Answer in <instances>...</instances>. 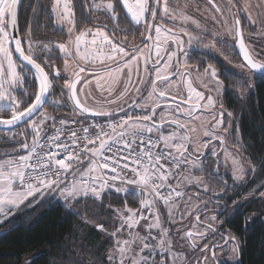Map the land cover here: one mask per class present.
Returning a JSON list of instances; mask_svg holds the SVG:
<instances>
[{"label": "snow or ice", "instance_id": "1", "mask_svg": "<svg viewBox=\"0 0 264 264\" xmlns=\"http://www.w3.org/2000/svg\"><path fill=\"white\" fill-rule=\"evenodd\" d=\"M18 3L19 0H0V126H3L6 131H11L21 124L27 126L25 131L20 133L25 137V142L19 144L26 154L18 156L17 159L0 161V216H3V219H0V225L10 222L26 202H29L30 206L31 201H35L37 196L44 198L46 194L59 193L65 204L72 208L74 207L72 202L77 201L78 197H92L102 201L103 195L110 189H114L117 193L127 194L129 189L119 185H135L136 190L144 197L141 200V209H148L156 217L154 222L148 224V228L160 229V242L158 245L151 243L156 237L151 236L150 231L148 236L144 237L132 232H129V239L117 237V233L123 229V223L127 224L128 229H134L140 220L148 219L142 211L140 215H137L139 210L125 204L124 210L128 215L124 216V213L118 209L123 223L121 228L110 233L112 237L116 238V245L110 252L108 261L109 264H129L131 257V264H149V256L155 253L156 247L165 251L170 250L171 247V242L166 239L168 229L162 227L159 216L153 211L156 202L162 200L165 205L174 206L173 198H181L184 195V192L177 190L180 185L173 187L169 183L170 179L176 175L172 169L179 168L184 164L200 168L199 158L194 160L193 153L189 151L188 147L192 141L186 133L194 131V129H186V125L175 115L166 122L164 111L184 112L187 116L193 117L198 109L209 108L214 104L212 95L209 94L205 97L190 83L187 100L181 97V103L177 104L176 97L173 96L171 103H168L169 97L165 86L169 83V75L172 74L170 70L173 67L171 61L176 53L166 50L167 60L162 63L161 45H168L170 49L169 41H171V44L176 45L178 52H184V41L176 35L173 29H165L163 25L156 23L157 20L165 18L175 21L176 16L174 10L170 8L169 0H50L52 15L57 18L58 23L69 25V34H73L81 22L92 23V19L86 14L92 10L102 13L109 21V23H104L97 17L98 26L94 29L80 31L75 35L74 41L69 39L67 45L63 42L55 44V49H58L65 58L64 70L68 71L71 67L70 60L75 61L79 58L81 61L92 64L99 60L104 65L105 75L101 76L96 73V85L98 90L103 93L106 90L104 84H108L109 97L113 95V86L123 76L127 77L124 90L114 99L107 100L108 104H116L117 111L122 113L116 118V113L110 109L105 110L102 106L97 108L81 103L77 84L81 80L85 84H90V81L86 76H81V73H87L86 67L77 65L79 70L73 73L75 79L69 78L64 84V88L69 90V99L73 102L74 112L81 115L90 113L95 117H106L107 120L103 123L82 126V135L78 130L71 129L67 138L63 140L61 137L65 135L69 122L60 119L58 124L61 127H57L56 118L50 117L42 111L48 103L61 104L60 99L49 101V97L54 95L53 90L56 85L54 78H50L51 74L46 71V68L53 67L54 48L51 42L34 41L31 25H29L27 35L19 34ZM208 4L218 13L223 14L226 10L214 3V0H208ZM78 6L82 9L79 17L76 11ZM231 6L239 7V4L238 2L234 3V0H228L226 8L229 12ZM256 7H264V5ZM243 10L249 11L247 6ZM181 18L185 21L191 19L182 12ZM248 18L253 23L256 22L251 15ZM124 22H128L130 27L132 24L144 25L148 32L147 36L141 34L144 48L133 46L129 51L126 47V40H117L115 34L110 35L109 24L115 23L118 26ZM192 22L196 23L195 20ZM153 29L155 38L152 35ZM111 31L114 33L115 29ZM182 31L189 37V45L193 41L200 42L199 37H193L186 29H182ZM230 34H234L235 44L239 47L243 57V63L239 67L247 68L254 76L259 74L264 78V59L259 58L255 54V50L246 44L239 18L234 20V28L230 29ZM86 36H91V39L86 41L84 39ZM215 38L214 34L213 39ZM153 40L154 44L148 43ZM73 43L75 44V56H73L70 47ZM221 43L225 47L230 46L227 41H221ZM209 46L214 47V45H206V47ZM153 47L156 56L154 62L152 59ZM144 49H148V55H145ZM42 56L44 59H41ZM141 63H143V71L148 73L146 77L141 76ZM153 71L155 77L151 78ZM134 72L136 74L135 81L132 79ZM176 74L185 75L179 72ZM204 75L210 77L204 85L209 92H219L223 88V82L219 80L217 69L213 65L209 64L204 69ZM59 76L60 72L56 71L55 77ZM149 81L151 91L145 98L142 86H146ZM212 84L215 85L214 88L209 87ZM244 84L247 85L249 91L253 87V84L247 81ZM244 84L240 87L243 88ZM133 88L135 89L134 94H132ZM63 94L62 88L61 96ZM191 100H195L196 103L184 109L182 105L188 104ZM201 101H206V103L202 104ZM162 105H166V108H161ZM221 108H223L222 105ZM157 109H161L159 121H157ZM227 115L231 117L232 113L229 112ZM213 118L216 119L215 116ZM224 119V112L220 111L216 124L223 126ZM49 121L52 122L51 125H49ZM71 123H76V121ZM173 125H175V129L165 135L163 128L165 126L172 128ZM50 126L55 129L54 134L51 135L48 134ZM230 127L229 124V127L224 131L229 133ZM28 129H31L32 133L31 143L27 142ZM180 129H185V134H180ZM238 131L239 129H237ZM153 134L158 135L154 137ZM204 135L211 136L213 140L219 139L221 146L226 143L225 137L217 136L215 131H205ZM13 138H15V134ZM161 142H163V149L159 147ZM210 143L211 141L205 143L204 147H208ZM61 154H63V158H58ZM203 155L204 153L201 152L200 156ZM212 155L217 156L215 148L212 150ZM83 160H90L89 167L80 173L79 179H77L79 171L77 168L72 173L73 180L66 182V174L69 169L73 168L74 163L82 164ZM233 165L234 179L242 180L244 168L239 167L235 160H233ZM206 174L209 179H219L221 175L218 169L213 173ZM193 181L197 186L203 184L201 177H193L189 183ZM203 186L205 191H208V186ZM224 188L226 191V183ZM261 195L264 196V193ZM217 207L222 211L227 207V203L218 204ZM198 211L199 209H197ZM238 212L239 203L234 202L232 213ZM75 214L79 215V212ZM170 218L175 220V217L171 216V211ZM217 218L218 216H212L210 220L215 221ZM180 219L183 220L184 216L181 215ZM196 219L197 222H204L199 215ZM247 222L246 220L245 223L247 224ZM97 227L104 230L102 225H97ZM11 230L8 229V231ZM208 230L214 231L211 224H209ZM186 237L188 239H204L205 232L197 231L194 237L193 232L189 231L186 233ZM222 239L225 247L230 241L233 243L234 254L239 251L238 238L232 233H228ZM137 241L142 245L139 247V252H136L134 248ZM208 247L209 245L205 244L201 252ZM141 253H146V255H141ZM41 254L40 252L33 253L26 264H36ZM152 264H155V261H152ZM165 264H167L166 261ZM204 264H207V257H204Z\"/></svg>", "mask_w": 264, "mask_h": 264}, {"label": "trees", "instance_id": "2", "mask_svg": "<svg viewBox=\"0 0 264 264\" xmlns=\"http://www.w3.org/2000/svg\"><path fill=\"white\" fill-rule=\"evenodd\" d=\"M81 10L78 6L76 9L78 17ZM86 14L92 19V23L81 22L76 30L98 26L97 17L100 21L109 23L104 15L96 10ZM126 23L128 22L120 23L118 26L109 24L110 35L115 34L117 40L126 39L128 43L126 46L131 48L132 44L138 43L140 39H134L139 35L138 31H135L133 43L129 40L131 32L125 29ZM29 25L32 27L34 41L51 42L54 48L53 67L46 70L52 74L56 71L60 72L59 77H54L56 87L49 101L60 99L61 104H46L49 105L48 110L52 114L50 116L55 117L57 122L60 119L68 121L70 106L64 96H61L63 88L68 97V92L63 87V80L66 77L62 69V58L54 47L57 42L65 40L66 33L51 13L50 0H22L18 12L19 34L27 35ZM121 27L126 31H122ZM112 29H115L114 33ZM41 59L44 57L42 56ZM187 59L200 68L212 63L205 53L197 51L190 54ZM219 76L224 85L221 97L223 108L226 114L232 113L234 127L239 129L242 156L251 167L255 168V175L247 184L233 185L225 180L228 185L227 190L230 192L226 202L227 218L222 217V225L238 238L239 251L236 253V264H264V209L259 197H256L259 190L264 187V78L259 74L254 76L252 73L251 81H248L244 74H234L226 69H221ZM245 81L253 84L250 91L244 84ZM242 84H244L243 88L240 87ZM81 117L89 116L82 114ZM48 123L51 125L52 122ZM23 126L25 125L11 131H0V158L7 156L11 151L14 154L26 153L19 147L20 143L25 142L22 135L18 136V131ZM14 134L15 138H13ZM88 166V160H83L80 165L74 163L69 171L73 173L77 168L80 171ZM205 170L213 173L211 167H205ZM206 176L209 179V176ZM210 180L217 184L212 190L214 194L222 190L223 187L218 179ZM236 200L239 201V212L232 213L233 203ZM72 203L74 207L69 208L60 200L48 197L39 205L29 208L26 202L10 222L0 225V264H26L32 254L38 252L42 254L36 264H109L108 256L114 242L110 233L120 228L122 221L117 210L123 212L124 216L128 215L124 210L125 204L138 210L139 195L134 190H129L126 194L110 189L103 195L102 201L81 196ZM159 211L161 217H164L165 211L162 206ZM77 212L79 215L75 214ZM254 214L257 216H253ZM97 225H102L104 230L98 229ZM8 229L12 230L8 231ZM155 264H157L156 258Z\"/></svg>", "mask_w": 264, "mask_h": 264}, {"label": "rangeland", "instance_id": "3", "mask_svg": "<svg viewBox=\"0 0 264 264\" xmlns=\"http://www.w3.org/2000/svg\"><path fill=\"white\" fill-rule=\"evenodd\" d=\"M170 1L171 0H169V2ZM172 2L178 3V5L179 4L181 5L180 9L177 10V13H178L176 17L177 22L184 24V26L186 24H190L191 23L190 20H193V18H191L188 21H185L181 18V12L187 16H189L190 14L189 12H192L193 16L195 17V21L198 19L199 21H202V23L205 26L208 27L207 31L209 30V34H212V35L215 34L216 39H219L217 38L218 35H222L224 36V38L221 40L228 41V37H225L226 35H229V31H228L229 27H228V23L226 20V14L231 13V11H233L232 6L230 7V12L227 10V8H225L226 10L223 12V14L222 13L216 14L215 12H213L214 14H211L210 16H208L204 5L196 6L198 2L197 3L190 2V0H172ZM190 4L192 5L188 6ZM238 4L240 6V13L244 16V27L246 29L245 42L251 49L255 50V54L259 58L264 59V7H256L257 5H264V0H238ZM246 6L248 7L249 11L243 10ZM100 14L103 15L102 13ZM197 14L199 16H197ZM249 15H251L256 20L255 23H253L252 20H249L248 18ZM213 17H215V19H213ZM55 19L57 22L56 17ZM57 24L62 26L64 31L66 32L67 38L65 42H63L66 45L70 38L74 41L75 35L79 34V32L82 31V30L75 29V32L73 34H69L68 32L69 25L67 24L62 25L58 22ZM126 25L127 26L125 27V29L130 30L131 32L130 34H133L135 31L140 32V29H142V27L144 26V25L136 26L132 24L130 27L129 23H126ZM227 27L228 29H224ZM121 28L124 29L123 27ZM88 29H91V28H88ZM125 31L126 30H124V32ZM152 35L155 38L154 29L152 30ZM162 37H163V33H162ZM84 39L88 41L91 39V36H86ZM123 40H126V39H123ZM154 42L155 41L153 40L152 44H154ZM230 42H232L231 39L228 41V43ZM169 44L171 45L170 49L168 45H161V57H163L162 63L167 60V57L165 55L166 50H170L173 53H176L175 55H173L172 61H171V64L173 65V67L171 68L170 71L172 74L169 75V83L165 86L166 93L169 97L168 103H171V98L173 96L176 97L177 104L181 103V97L184 100H187L189 97L188 85L190 83L193 88L203 93L205 97H207L209 94L212 95L214 99V104L213 106L209 108L198 109L196 113H194L193 117L187 116L186 113L184 112L172 113V112L165 110L164 119L168 121L170 117L175 115L176 118H178L182 123L186 125V129H189V130L194 129V131H187L186 133L189 136L190 140L192 141V143H190L188 147H189V151L193 153V158L199 157L205 143L209 141H211L212 143H210L209 145L210 147L207 150V155H209L210 157L213 156L212 155L213 148H215V150L217 151L216 143L218 141H219L218 143H220V140L215 139V140H218L217 142H215V140L211 139V136L204 135L205 131H208V132L215 131L217 136H224L226 139V143L224 146H221V150L220 152H218V166L219 167L218 168L214 167V168L216 170L218 169L221 175L224 176L229 181V183H232L233 185H242L243 183H246V184L249 183L252 177H254L255 172L253 171V167H251V165L247 163L246 158L244 159V157L242 156V153H241L242 145H241L239 133L237 132V128L234 127L233 120L231 119V117H229L226 114V111L224 110V108H221V105H222L221 97H222L224 86L219 92H216V91L209 92L208 88L204 86L205 83H207V81L210 79V77L204 75V69L208 67L209 64L203 69L202 68L199 69L197 65L190 64L188 60L186 59L187 51L195 48L201 52H209V50H211L213 47L211 46L206 47V45H213V43L211 44L204 43L202 45H195L193 43L189 45L188 43H184L183 53H180L177 51L175 44H171L170 41H169ZM219 46L224 47V44L220 43ZM70 47H71L73 56H75V44L73 43ZM126 47L129 51H131V48H128V46ZM140 48H144V45L140 46ZM57 51H58L59 56L62 58V69L66 77L63 80V87H64L66 80H68L69 78L75 79V76L73 75V73L74 71L79 70L77 65H83L84 67H86L88 71L87 73H81V76L82 77L86 76V78L90 81V84H85L83 80H81V82L77 84L78 97L81 103L91 106V107H97V108L102 106L105 110L110 109L114 113H116V117L119 114L122 115V113H119L117 111L116 104H108L107 100L114 99L116 96L119 95L120 92L124 90V87L127 83L126 76H123L122 79L113 86V95L109 97V94L107 91L108 84H104V88L106 90L103 93H101V91L98 90L97 85H96V80H95L96 73H99L101 76L105 75L104 65H102L99 62V60H97L95 64L86 63L84 61L79 60V58H77L75 61L70 60L71 67L68 69V71H65L64 70L65 58L62 56V54H60L58 49ZM144 53L145 55H148V49H144ZM152 59H153V62L156 59L154 47L152 49ZM211 65H213L217 69L218 78L220 81H222L219 76V71H220L219 67L215 64H211ZM223 66H225V68L227 67V65H223ZM240 71L242 74L246 76L248 81H251L250 78L252 77V73H247L245 69H241ZM177 72L185 74V75H177L176 74ZM141 76L142 77L148 76V73H145L143 71V63H141ZM154 77H155V72L153 71L151 73V78H154ZM132 79L133 81L136 80L135 72L133 73ZM142 87H144L143 96L147 98L148 92L151 91L150 81L146 86H142ZM209 87L214 88L215 85L212 84ZM66 90L67 92L69 91L68 89ZM134 93H135V89L133 88L132 94ZM63 96L65 99H67V95L65 92ZM117 103H119V101H117ZM195 103H196L195 100H191L189 101L188 104H183L182 107L184 109H187L189 105H194ZM201 103L204 104L206 103V101H201ZM51 105H56V104H51ZM48 106H45L44 109H42V111L46 112L50 116L52 114L49 113L50 111L48 110L49 109ZM161 108H166V105H162ZM220 111L224 112L225 119H224L223 126L216 124V119H219ZM160 114H161V109H157V121H159L160 119ZM214 116L216 119L213 118ZM59 117L61 118V116ZM104 118L106 117H97V119H104ZM229 124L231 125V127L229 130V133H226L224 129L229 127ZM26 128H27L26 125L23 126V128L18 131V136L20 135V133L24 132ZM50 129H51V126L48 129V131ZM174 129H175V125H173L172 128L165 126L163 128V133L167 135L169 132L173 131ZM179 131H180V134H185V129H180ZM153 135L157 136L158 134H153ZM31 136H32L31 129H28V140H27L28 143H31L30 141ZM162 146H163V142H162ZM24 154L26 153L14 154V152L11 151L7 153V156L0 158V161L7 160V159H17L18 156L24 155ZM233 160L237 162V165L239 167L244 168V176L242 180L234 179ZM88 167L77 172V179L80 178V173H83ZM172 171H174L176 175L174 178L170 179L169 183L173 187L180 185V187L177 190L184 192V195L181 198L173 199L172 204L174 206L165 205V203L161 204L162 209L165 211V214H164L165 216L161 217V214L158 215L162 227L168 229V236L166 237V239L171 242L170 250H167L168 255H169V262L170 264H204L203 259L205 255H203L200 252L194 253L193 248L201 246L204 243V241L207 240L208 237L211 235L212 231L208 230L209 227L208 228L201 227V225L195 221L197 215H199V211L201 208V204H200L198 197L208 198L209 191H212L213 189H215L217 184L213 180H210L207 178L206 176L207 170H205V167L201 163H200L199 169H197L196 167H193L191 164H184V165H181L179 168H173ZM208 172L209 171H207V173ZM193 177H201L203 184L200 186H197V184L194 181L192 183H189V180ZM68 178H71L70 181L73 180L72 172L69 173ZM203 185L208 186V191H205ZM194 192L197 194L196 198L194 197ZM261 193H264V187L261 188L259 192L256 194V197H259L260 203L264 209V196H262ZM47 197L58 199L65 206H67L64 200L59 196V193H50V194H46L44 198H40L39 196H37L35 201H31V198H30L31 204L29 206V202H27V207L29 208L35 207L39 205L41 202H43L44 200H46ZM205 201H208V200H205ZM234 202L239 203L238 200ZM197 209H199L198 212H197ZM170 211H171V216H174L175 220L170 218ZM181 215L184 216L183 220L180 219ZM225 215H227V213ZM212 216L214 215L205 214L203 215V217L200 216L201 220L204 221L201 223L208 222L211 224V226H213V228L220 226L222 223V219H219V220L216 219L215 221H211L210 218ZM253 216H257V214H254ZM155 218L156 217L153 214H151L148 217V219L140 220V223L137 224L134 227V229H128L127 224L121 221V225L123 223V229H122L123 232L117 233V237H121L123 239H129V232H132L133 234L138 233L140 237H144V236H148L149 231H150L151 236L156 237V239L154 241H151V243L153 245H158L160 242V229L158 228L149 229L148 228V224L151 222H154ZM0 219H3V216H0ZM189 231L193 232L194 237L197 231L205 232V238L204 239H199V238L188 239L186 237V233ZM149 239H151V237H149ZM113 240L114 242L111 247L112 250H114L115 248L116 238L113 237ZM141 246L142 245H140L139 241H137V245L134 246L135 251L139 252V247ZM232 248H233V244L231 245V250L229 251V254H228V263L236 264V253L235 254L233 253ZM161 250L162 249L160 247H156L155 253L149 256V264H152V261H155V258L158 264H164L163 262L160 261V259L162 260L164 259V258H161V256H159V252ZM188 254H190L189 257H188ZM141 255H146V253H141ZM129 264H131V257L129 258Z\"/></svg>", "mask_w": 264, "mask_h": 264}, {"label": "flooded vegetation", "instance_id": "4", "mask_svg": "<svg viewBox=\"0 0 264 264\" xmlns=\"http://www.w3.org/2000/svg\"><path fill=\"white\" fill-rule=\"evenodd\" d=\"M190 2H195V3L198 2L199 5L196 4V6L204 5L206 13L208 14V16H210L211 14H214L213 12H215L216 14H220V13L216 12L215 9L212 8V6L210 4H208V0H190ZM236 2H238V0H234V3H236ZM214 3L218 4L219 6L222 5L223 8H226V6H228V0H214ZM169 4H170V8H172L174 10V14L177 17V15H178L177 10L180 9L181 5L180 4L178 5V3L172 2V0L169 2ZM191 5L192 4H190L188 6H191ZM232 9H233V11H231V13L226 14V20H227L229 29H228V27L224 28V29H228V31H229V35H226L225 37H228V41L230 39L232 40V42L229 43L230 46L227 48L225 46L224 47L219 46L221 41H222L221 39H223L224 36L218 35L217 38H219V39H216V38L213 39V35L209 34V30L207 31L208 27L205 26L202 23V21H199L197 19L196 23L192 22L193 20H195V17L193 16L192 12H189L190 13L189 16L191 18H193V20H190L191 23L186 24L185 26H184V24L177 22L176 19H175V21H173L172 19H167V18L157 20L156 23L163 25L165 29L172 28L173 31L176 33V35H178L179 38H181L184 41V43H188L189 37L184 34L182 29H186L187 32H189L193 37H199L200 38L199 43H197L196 41H193V44H195V45H202L204 43L205 44L213 43L214 47L211 50H209V52H201L195 48L187 51V58L190 54H192L196 51L200 52V53H205L207 55V58L209 60H212V63H207L204 67H206L208 64H215L219 67L220 70L226 69V70H228L234 74H242L240 71L241 69L239 68V65L242 64L243 62H242L241 58L239 57V54L237 53L235 41H234V34H230V29L234 28V20L236 18H239L241 20V27H242L244 37L246 34L245 33L246 29L244 27V16L240 13V6L239 7L232 6ZM197 16H199V15L197 14ZM53 17L55 19V16H53ZM113 24H115V23H113ZM209 26H210V24H209ZM95 27L96 26L92 27L91 29H93ZM143 27H142V29H140V32H138L139 35L135 36L138 38H134V35L130 34L129 40H132V43H133V38L138 39V40L140 39L138 41V43L136 42V44H132L131 50H132L133 46H139L140 47V46L144 45L142 43V39H143V36L148 35V32L145 30V27H144V29H143ZM141 34H143V36ZM66 38H67V35L65 36V40H66ZM65 40H63V42H65ZM245 40H246V38H245ZM248 40H247V42H248ZM148 43L152 44V41L148 42ZM227 62H229V63H227ZM190 64H192V63H190ZM195 65H197V64H195ZM223 65H227V67L225 68V66H223ZM197 67L199 69H201L198 65H197ZM204 67H202V69ZM245 70L247 73L251 72L247 68H245ZM219 74H220V71H219ZM165 121L167 122V120H165ZM217 141L218 140H215V142H217ZM218 142L216 143L217 144V151H216L217 156L210 157L209 155H207V150L210 147V146H208V147H203V149H202V153H204L203 156L199 155V157L193 158L194 160L196 158H199V162L204 167H207V168L211 167L212 172H214V170H216L214 167H216V168L219 167L218 166V152H220V150H221V144ZM218 180H219V183L223 187L221 191H218L215 194L212 191H209L208 198L198 197L200 204H201V208L199 211V216H201V217H203V215H205V214H213L214 216H218L217 220L222 219V217H223V219L227 218V215H225L227 212L226 208H224L221 211L218 209L217 205L218 204H224L228 201V199H229L228 192H230V191L227 190L228 185H227V189L225 191L224 186L226 183L225 180H227V179L224 176L221 175ZM217 193H220V195H218ZM196 195L197 194L194 192L195 198H196ZM217 197H219V199H217ZM205 200H208V201H205ZM205 205H206V207H205ZM223 219H222V221H223ZM195 221L197 222V219H195ZM197 223L200 224L201 227H203V228H208L209 224H210L208 222H205V223L197 222ZM216 228H218V229H216ZM216 228H213V226H212V229H214V231L211 230L212 231L211 235L208 237L207 240L204 241V243L201 246L193 248L194 253L200 252L203 255H205L204 257H207L208 264H229L228 263V254H229V251L231 250V245L233 243L230 241L226 247L223 246L224 242H223L222 237H226L229 232L226 229V227L224 225H222V223L220 226H218ZM205 244H208L209 247L205 251L201 252V249L204 248ZM213 245H217V246L214 247ZM203 262H204V259H203Z\"/></svg>", "mask_w": 264, "mask_h": 264}, {"label": "built area", "instance_id": "5", "mask_svg": "<svg viewBox=\"0 0 264 264\" xmlns=\"http://www.w3.org/2000/svg\"><path fill=\"white\" fill-rule=\"evenodd\" d=\"M70 109H71V113H70V116H69V119H68V125L66 126V130H65V135L61 137V139H66L67 138V135L69 134V130L71 129H76L78 130V132H80V134L82 135V131H81V128L82 126H88V125H91V124H94V123H103V122H106L107 118H104V119H97V118H82L79 116V114L77 112H74L73 110V106L70 104ZM118 118V117H116ZM72 121H76V123H71ZM57 127H61L59 124H57ZM55 132V129L52 128L48 131V134L51 135V134H54ZM156 135H154L155 137ZM161 149H163V146H162V142L159 146ZM53 150H55L53 148ZM58 158H63V154H61ZM67 162V161H66ZM88 165H90V160H88ZM67 175V181L69 182L71 178H68V174ZM129 176L131 177V174H129ZM119 184V182H118ZM121 187H125L129 190H134L136 191V193L139 195L140 197V205H139V208H138V212H137V215H140V212L142 211L143 214L147 217H149L152 212H149L148 209H141V200L144 199V197L142 195H140V193L136 190V186L135 185H119ZM151 198V197H149ZM175 198V197H174ZM173 198V199H174ZM164 202L162 200H158L154 206V209L153 211L159 215L160 211H159V208L161 206V204H163ZM161 258H165L167 256L166 252H163V253H160ZM162 260V259H161Z\"/></svg>", "mask_w": 264, "mask_h": 264}, {"label": "water", "instance_id": "6", "mask_svg": "<svg viewBox=\"0 0 264 264\" xmlns=\"http://www.w3.org/2000/svg\"><path fill=\"white\" fill-rule=\"evenodd\" d=\"M21 2H22V0H19V3H18V11H19V8H20V5H21ZM9 31H12V29H9ZM235 46H236V50H237V53L239 54V57L241 58V60H242V62H243V57H242V55L240 54V51H239V47L235 44ZM54 75H55V72H54ZM72 102V101H71ZM72 104H73V102H72ZM85 115H88V116H92L90 113H84ZM21 125H23V124H21ZM21 125H19V126H21ZM19 126H17V127H19ZM17 127H15V128H13L12 130H14V129H16ZM0 131H6L4 128H3V126H0ZM215 171V170H214Z\"/></svg>", "mask_w": 264, "mask_h": 264}, {"label": "crops", "instance_id": "7", "mask_svg": "<svg viewBox=\"0 0 264 264\" xmlns=\"http://www.w3.org/2000/svg\"><path fill=\"white\" fill-rule=\"evenodd\" d=\"M69 172H70V171H69ZM47 198H48V197H47ZM161 251H162V250H161ZM161 251H160V252H161Z\"/></svg>", "mask_w": 264, "mask_h": 264}]
</instances>
